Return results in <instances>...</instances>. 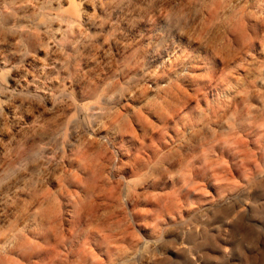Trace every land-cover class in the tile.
<instances>
[{"label": "rangeland", "instance_id": "rangeland-1", "mask_svg": "<svg viewBox=\"0 0 264 264\" xmlns=\"http://www.w3.org/2000/svg\"><path fill=\"white\" fill-rule=\"evenodd\" d=\"M106 2L48 70L76 131L8 264H264V0Z\"/></svg>", "mask_w": 264, "mask_h": 264}, {"label": "bare ground", "instance_id": "bare-ground-1", "mask_svg": "<svg viewBox=\"0 0 264 264\" xmlns=\"http://www.w3.org/2000/svg\"><path fill=\"white\" fill-rule=\"evenodd\" d=\"M106 1L0 0V264L23 250L30 227L27 211L43 208L56 176L65 171L58 161L64 142L73 144L76 123L68 116L73 103L49 93L59 89V82H45L48 70L59 67L64 52L89 42L84 34L106 28L97 20L107 7H115ZM120 43L116 39L107 48L122 50ZM170 56H158L154 64L160 59L166 63ZM95 138L91 134L87 140Z\"/></svg>", "mask_w": 264, "mask_h": 264}]
</instances>
